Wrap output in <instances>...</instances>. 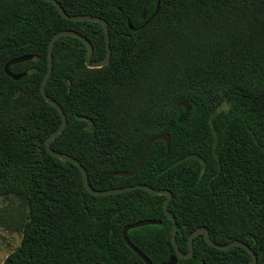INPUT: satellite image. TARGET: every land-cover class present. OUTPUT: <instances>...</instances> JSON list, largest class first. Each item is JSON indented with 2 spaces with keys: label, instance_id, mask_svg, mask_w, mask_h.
<instances>
[{
  "label": "trees",
  "instance_id": "16d2710c",
  "mask_svg": "<svg viewBox=\"0 0 264 264\" xmlns=\"http://www.w3.org/2000/svg\"><path fill=\"white\" fill-rule=\"evenodd\" d=\"M70 15L108 22L112 58L90 68L87 45L63 36L54 45L47 93L68 123L51 147L85 166L95 189L136 184L172 192L179 249L200 226L220 244L246 242L264 264V0H57ZM158 10L156 11V9ZM72 29L107 53L102 23L71 20L47 0H0V197L25 206L21 243L2 264H154L177 255L166 195L145 189L95 195L77 164L46 140L61 112L41 91L48 47ZM33 58L10 66L20 56ZM143 166L133 176L145 145ZM253 264L241 246L219 249L204 234L177 264Z\"/></svg>",
  "mask_w": 264,
  "mask_h": 264
},
{
  "label": "water",
  "instance_id": "95a60500",
  "mask_svg": "<svg viewBox=\"0 0 264 264\" xmlns=\"http://www.w3.org/2000/svg\"><path fill=\"white\" fill-rule=\"evenodd\" d=\"M47 1L53 2L58 7L61 14L64 15L68 19H71V20H88V21H96V22L102 23L104 30H105L106 42H107V53H106L105 57L100 59V60H94L93 59L94 46H93L92 42L86 36L82 35L80 32H78L76 30H72V29H65V30H61V31L57 32L51 38L50 43H49V47H48V56H49L48 69H47V72L45 73V76H44L42 83H41V91H42V94L44 95V97L46 98V100L49 103H51L52 105H54L61 112L62 122H61L60 126L56 130H54L46 140V146H47L48 151L53 156L61 159L62 161H71V162H74L75 164H77L79 166L81 172H82L84 184H85L86 188L88 189V191L92 194L107 195V194L121 193V192H125L128 190H133V189H145L152 194L166 195V199L164 201V209H165L167 215L173 221L172 240H173L174 246L177 250V255L172 256L168 261L160 263V264H177L178 257H181V258L192 257L194 254V240L199 234H204L207 242L210 245H212L216 248H219V249H228V248H231L234 246H241V247L246 248L253 257V264H257V262H258L257 254L250 247L249 244H247L246 242L240 241V240H233L227 244L217 243L211 238L209 229L206 226H200V227L196 228L190 234V236H189V251L186 253L182 252L179 249L178 242H177V232H178L177 219L174 216V214L172 212H170V210L168 209V203L172 198V192L169 189L154 188V187L149 186L148 184H136V185H129V186H125V187H116V188H109V189H95L94 187L91 186V184L89 182V176H88L87 169L85 168V166L82 164V162L79 159H77L76 157H74L70 154L54 150L51 147L52 141L62 133V131L65 129V127L67 126V123H68L67 115L64 112L62 106L55 99H53L46 91V85H47V82H48L50 75L53 71V66H54V53H53V51H54L55 42L63 36H74V37L81 39L88 47V56H87L86 64L90 68H99V67H103V66L109 64L111 61V58H112V48H111L110 29H109L108 22L105 19H103L102 17H99V16L91 15V14L70 15V14L66 13V11L62 7V5L57 0H47ZM160 2H161V0H158V8L160 5ZM158 8L156 9V11L158 10ZM32 58H33L32 55H25V56L16 57V58L10 60L5 66L6 73L9 76L13 77L14 79H17V80L21 79L23 76H26L28 73L27 72L20 73V74L14 73L10 70V66L13 64H16V63H20V62L30 60ZM157 140H164L166 142L168 150L170 149V134L169 133H165V134H162L160 136H156V137L152 138L151 140H149L147 142V144L145 145L144 150L140 156L139 162H138V164L134 170H132L130 172L129 171H118L116 174L121 175V176H125V177H130V176L135 175L143 166V163H144V160H145V157L147 155L149 148ZM158 223H160V220L144 219V220H139L133 224H130V225L126 226V228L124 229V239L126 240L127 244L136 253H138L146 261L147 264H154V263L148 258V256H146V254H144L137 246H135L131 242V240L129 239V236H128V231L131 228H136V227L145 226V225H149V224H158ZM204 264H206V263H204Z\"/></svg>",
  "mask_w": 264,
  "mask_h": 264
},
{
  "label": "rangeland",
  "instance_id": "374dc122",
  "mask_svg": "<svg viewBox=\"0 0 264 264\" xmlns=\"http://www.w3.org/2000/svg\"><path fill=\"white\" fill-rule=\"evenodd\" d=\"M25 209L15 196L0 197V264L21 243L22 234L17 222Z\"/></svg>",
  "mask_w": 264,
  "mask_h": 264
}]
</instances>
